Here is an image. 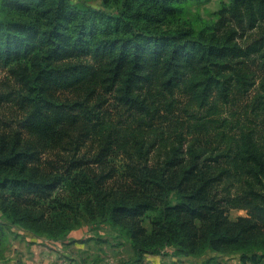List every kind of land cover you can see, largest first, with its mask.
Wrapping results in <instances>:
<instances>
[{
  "label": "trees",
  "instance_id": "trees-1",
  "mask_svg": "<svg viewBox=\"0 0 264 264\" xmlns=\"http://www.w3.org/2000/svg\"><path fill=\"white\" fill-rule=\"evenodd\" d=\"M209 1L0 0V101L18 109L0 120L4 218L52 239L97 220L153 252L264 253V0L162 28Z\"/></svg>",
  "mask_w": 264,
  "mask_h": 264
},
{
  "label": "rangeland",
  "instance_id": "rangeland-1",
  "mask_svg": "<svg viewBox=\"0 0 264 264\" xmlns=\"http://www.w3.org/2000/svg\"><path fill=\"white\" fill-rule=\"evenodd\" d=\"M74 3L79 0H71ZM230 0H210L209 2L188 6L184 17L176 22L165 24L163 29H178L197 25L199 19L211 20L223 2ZM12 83L7 73H0V93ZM18 109L12 103L0 101V120L11 119ZM115 165L122 160L111 159ZM155 212L143 215V226L151 233ZM232 220L247 216V211L239 208L228 210ZM13 224L4 218L0 210V264H264V258H252L251 253L244 257L238 253L206 252L201 256H185L176 253L175 248L165 247L157 252L152 247H144L141 242L133 243L126 227L114 226L97 220H80L76 228L59 239L47 237L46 233L35 234L30 230ZM39 229V226H27ZM148 233V234H149ZM148 250V251H146ZM257 253V252H255Z\"/></svg>",
  "mask_w": 264,
  "mask_h": 264
}]
</instances>
